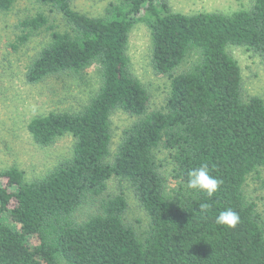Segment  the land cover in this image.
Listing matches in <instances>:
<instances>
[{
	"label": "trees",
	"instance_id": "16d2710c",
	"mask_svg": "<svg viewBox=\"0 0 264 264\" xmlns=\"http://www.w3.org/2000/svg\"><path fill=\"white\" fill-rule=\"evenodd\" d=\"M15 1L0 0V11ZM35 1L66 27L44 12L17 22L13 51L47 31L26 83L79 77L94 66L100 86L79 109L28 122L41 147L71 135L69 156L33 180L17 165L0 169V264H264V215L244 191L248 176L264 168V98L245 94L242 68L227 49L264 56V0L193 14L174 11L168 0H122L103 16L76 9L74 0ZM138 23L150 31L154 72L170 80L161 109L150 108L151 94L131 68ZM118 109L136 120L112 154ZM158 149L171 156L170 174ZM205 164L222 181L211 196L187 187L189 172ZM112 178L134 190L149 217L143 233L127 219L123 187L108 191ZM229 208L240 216L234 228L216 223ZM30 236L39 243L29 245Z\"/></svg>",
	"mask_w": 264,
	"mask_h": 264
},
{
	"label": "rangeland",
	"instance_id": "374dc122",
	"mask_svg": "<svg viewBox=\"0 0 264 264\" xmlns=\"http://www.w3.org/2000/svg\"><path fill=\"white\" fill-rule=\"evenodd\" d=\"M122 0H74L73 6L92 16H103L111 3ZM172 9L182 13L223 12L232 13L251 6L252 0H168ZM44 12L50 24L65 23L60 14L35 0H16L13 7L0 11V169L17 165L26 172V179L33 180L46 174L58 161L70 155L73 137L65 135L48 147L37 145L28 132V122L36 115L52 110L79 109L100 86L98 67L88 68L82 76L64 75L51 77L45 81L30 85L25 81L24 73L32 56L41 47L47 31L32 37L28 43L13 51L9 45L15 42L19 29L17 22L27 16ZM228 52L242 68L244 92L246 95H259L264 98V56L240 46H229ZM128 53L131 68L151 94V109H161L166 103L170 90V80L158 75L151 65V36L144 23L136 24L131 33ZM185 67L182 66V68ZM136 120L123 110H116L111 117L113 139L111 153L114 154L126 127ZM158 161L166 174L172 170L171 156L165 149L157 150ZM4 178H0V184ZM109 192L119 193L123 187L129 203L127 219L139 233L149 225V217L140 205L134 190L116 178L109 181ZM244 191L246 196L257 203L264 215V168L248 176ZM8 219V217H7ZM28 243L35 246L39 241L28 237Z\"/></svg>",
	"mask_w": 264,
	"mask_h": 264
},
{
	"label": "clouds",
	"instance_id": "9594fccd",
	"mask_svg": "<svg viewBox=\"0 0 264 264\" xmlns=\"http://www.w3.org/2000/svg\"><path fill=\"white\" fill-rule=\"evenodd\" d=\"M222 181L211 176L208 166L202 165L198 169L191 170L189 172V181L187 187L194 190L206 191L209 196L215 193ZM202 208H206L207 205H202ZM240 222V216L237 212L231 208L226 211H222L216 218V223L225 225L229 228H234Z\"/></svg>",
	"mask_w": 264,
	"mask_h": 264
}]
</instances>
